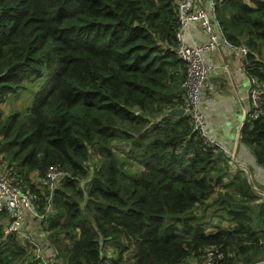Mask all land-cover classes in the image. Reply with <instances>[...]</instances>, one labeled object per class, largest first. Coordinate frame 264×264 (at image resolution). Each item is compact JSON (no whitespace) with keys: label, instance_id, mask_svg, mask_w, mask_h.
Instances as JSON below:
<instances>
[{"label":"trees","instance_id":"1","mask_svg":"<svg viewBox=\"0 0 264 264\" xmlns=\"http://www.w3.org/2000/svg\"><path fill=\"white\" fill-rule=\"evenodd\" d=\"M215 21L264 84V0H215ZM177 30L173 0H0L1 171L35 196L56 261L102 264L111 248V264H184L210 246L218 264L264 261V195L167 115L183 106ZM42 75L31 107L5 116ZM240 142L264 170V116H246ZM51 165L69 174L52 192ZM7 223L0 264H42Z\"/></svg>","mask_w":264,"mask_h":264},{"label":"built area","instance_id":"2","mask_svg":"<svg viewBox=\"0 0 264 264\" xmlns=\"http://www.w3.org/2000/svg\"><path fill=\"white\" fill-rule=\"evenodd\" d=\"M176 6V18L178 30L175 34L176 46L173 49L177 59L185 69V78L181 84L183 90L184 115L189 118L191 130L197 133L205 148L222 151V146L212 140L206 128V116L200 109V100L205 87L210 67L205 63L203 56L216 50L232 54L243 59L240 71L245 73L249 86L248 99L251 109L247 116L256 120L264 116V84L247 74L245 57L248 53L244 46L230 44L221 27L215 21V0H173ZM187 24H198L206 34V40L195 47L187 46L180 34V29ZM241 129V128H240ZM240 140V130L237 134ZM69 177L59 165H51L45 171V183L50 192L58 185L60 180ZM35 196L14 185L10 176L0 169V213L5 214L8 223L4 229L5 234L13 233L17 238L27 242L33 250L36 258L39 244L34 236L20 229L23 214L31 219L41 222L44 219L33 205ZM203 264H218L223 259V254L215 246L206 248L203 252ZM40 259V258H39ZM102 264H111V256L108 254ZM259 264H264V261Z\"/></svg>","mask_w":264,"mask_h":264},{"label":"crops","instance_id":"3","mask_svg":"<svg viewBox=\"0 0 264 264\" xmlns=\"http://www.w3.org/2000/svg\"><path fill=\"white\" fill-rule=\"evenodd\" d=\"M180 34L184 43L190 47L198 46L206 40V34L198 24H187L180 29ZM203 59L210 67L200 100V109L206 116L208 134L222 146L221 152L229 157L231 163L243 170L250 169L251 179L253 178L258 187L264 188V170L255 164L249 149L237 139L251 109L249 86L245 73L240 71L243 59L222 50L206 53ZM22 219L20 229L32 234L38 241L37 257L40 262L62 264L54 259V252L47 234L42 230L41 222L31 219L27 214H23Z\"/></svg>","mask_w":264,"mask_h":264},{"label":"rangeland","instance_id":"4","mask_svg":"<svg viewBox=\"0 0 264 264\" xmlns=\"http://www.w3.org/2000/svg\"><path fill=\"white\" fill-rule=\"evenodd\" d=\"M46 81V77L42 75L39 79H29V81H25L23 88L18 91V93L12 95L1 107L2 112L5 116H8L12 113H24L28 108L32 105L33 95L34 92L37 90L39 85H43ZM97 157H93V161H96ZM1 169V166H0ZM249 172V171H248ZM250 174V173H249ZM255 188V187H254ZM256 190V189H255ZM258 193L260 195H264L262 191ZM111 248H109L110 250ZM106 251V254H109L113 258L112 251ZM32 252H34L32 250ZM111 258V260H112ZM184 264H203V258L196 262L195 260L191 259L188 263L185 262Z\"/></svg>","mask_w":264,"mask_h":264},{"label":"water","instance_id":"5","mask_svg":"<svg viewBox=\"0 0 264 264\" xmlns=\"http://www.w3.org/2000/svg\"><path fill=\"white\" fill-rule=\"evenodd\" d=\"M169 116H183L184 115V110L182 108H179V109H172L168 112ZM234 161V157H233V160ZM245 173L247 174V178H248V183L254 188L253 186V183H252V179H251V176L248 172V169H244ZM255 189V188H254ZM257 191V190H256ZM258 193H261L260 191H257ZM264 194V193H263Z\"/></svg>","mask_w":264,"mask_h":264}]
</instances>
